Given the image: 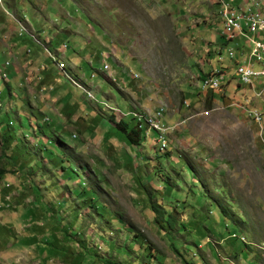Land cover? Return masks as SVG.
<instances>
[{"label":"rangeland","instance_id":"rangeland-1","mask_svg":"<svg viewBox=\"0 0 264 264\" xmlns=\"http://www.w3.org/2000/svg\"><path fill=\"white\" fill-rule=\"evenodd\" d=\"M217 9L0 0V264H264V142L245 111L264 102L197 85L236 81L227 50L245 38H222ZM133 113L136 146L112 123Z\"/></svg>","mask_w":264,"mask_h":264},{"label":"built area","instance_id":"built-area-1","mask_svg":"<svg viewBox=\"0 0 264 264\" xmlns=\"http://www.w3.org/2000/svg\"><path fill=\"white\" fill-rule=\"evenodd\" d=\"M218 5L217 14L222 24V35L226 41H232L239 36L245 38V45L248 52L238 51L229 48L227 54L229 58L234 59V78L238 84L246 85L247 88L254 90V94L264 102V0H213ZM244 45V46H245ZM52 61L63 76L73 85L81 87L82 85L74 80L70 71L62 59H57L48 52ZM107 65H104V68ZM2 76L6 78V73ZM7 79V78H6ZM224 83V76L219 72L211 71L209 74L202 75L198 79L197 85L201 89L211 91L220 90ZM82 88V87H81ZM89 94V93H88ZM250 118L258 128L260 139L264 142V108L249 107L245 109ZM204 112L208 113L209 110ZM138 121L141 115L133 113ZM151 119L149 118V121ZM139 126L140 122H139ZM233 237L236 236L232 233ZM244 241V236H239Z\"/></svg>","mask_w":264,"mask_h":264},{"label":"trees","instance_id":"trees-1","mask_svg":"<svg viewBox=\"0 0 264 264\" xmlns=\"http://www.w3.org/2000/svg\"><path fill=\"white\" fill-rule=\"evenodd\" d=\"M69 69V68H68ZM7 86H9L8 84H6V93H7ZM211 91V90H210ZM212 93H210V97L209 100L212 101ZM211 101H208V106L211 105ZM130 119L125 120L123 118H120L114 122L112 116H109V120L113 123V127L116 128V130L119 133H122L125 135V137L128 139V141L132 144V145H138L141 141L144 140V134L142 131V127L139 126V121H134L136 119L135 116H132L130 114ZM111 127V126H110ZM153 130V129H152ZM186 166L190 169L189 165L186 164ZM5 173V170L0 168V178L2 177V175ZM220 205V207H222V209H224V207L222 206V204H218ZM217 205V206H218ZM151 207L153 212L155 213L156 217L155 220L160 224L161 227H163L164 229H176L174 227L175 223H176V219L173 217L172 214H170V212H168L167 210L162 209L158 203L155 202H151ZM221 211V210H220ZM222 212V211H221ZM181 227H184V224L181 223L180 224ZM177 230V229H176ZM168 233V232H166ZM127 251V249H125ZM178 253V252H177ZM183 262H186V264L188 263L187 261L183 260Z\"/></svg>","mask_w":264,"mask_h":264},{"label":"crops","instance_id":"crops-1","mask_svg":"<svg viewBox=\"0 0 264 264\" xmlns=\"http://www.w3.org/2000/svg\"><path fill=\"white\" fill-rule=\"evenodd\" d=\"M221 33H222V30H221ZM263 35H264V34H263ZM221 36H222V38H224L223 35H221ZM241 50H242V51H245V50H244V45H241V46L238 47V55L241 54V53H240ZM220 72H221V74H222L223 76L227 74V72H222V71H220ZM40 76H42V75H40ZM39 78H40V77H39ZM40 79H41V80H44V84H46V85L48 84V86H57V85H52V82H51V81L49 82V81L47 80L46 77H43V78H40ZM55 80L58 81V78H56ZM48 82H49V83H48ZM234 82H235V83H233L232 80H231L230 78H227V79H226L225 76H224V83H227V86H230L231 89H232V88L234 89L235 86H241L240 91H242V92L245 93V92H247V90H249V88L247 89V86H246V85L238 84L237 81H235V80H234ZM244 86H245V87H244Z\"/></svg>","mask_w":264,"mask_h":264}]
</instances>
